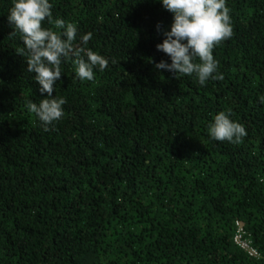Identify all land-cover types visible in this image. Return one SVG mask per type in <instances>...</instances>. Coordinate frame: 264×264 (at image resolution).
<instances>
[{
    "label": "trees",
    "instance_id": "trees-1",
    "mask_svg": "<svg viewBox=\"0 0 264 264\" xmlns=\"http://www.w3.org/2000/svg\"><path fill=\"white\" fill-rule=\"evenodd\" d=\"M50 3L74 46L91 33L85 47L109 63L81 82L62 62L64 114L45 131L26 104L47 93L0 0V264H264V0H226L224 79L203 86L155 69L171 62L156 25L173 19L158 0ZM219 112L244 125L239 144L210 139ZM237 222L257 258L235 243Z\"/></svg>",
    "mask_w": 264,
    "mask_h": 264
},
{
    "label": "clouds",
    "instance_id": "clouds-1",
    "mask_svg": "<svg viewBox=\"0 0 264 264\" xmlns=\"http://www.w3.org/2000/svg\"><path fill=\"white\" fill-rule=\"evenodd\" d=\"M158 2L172 14L173 19L170 30L160 23L156 25V31L164 37L156 48L166 54L171 62L153 61L155 69L176 77L194 75L201 86L209 80H223L213 49L232 36L230 9L226 6V0ZM45 20L49 25H54L55 30L43 27ZM8 21L14 27L11 36L17 31L21 34L24 47L19 54L27 57V71L35 74L34 80L40 86L41 95L47 93V98L39 103L29 101L26 108L38 117L45 131H48V126L64 114L65 99L53 98L54 86L62 75V62L72 58L75 67L73 79L83 82L92 81L95 78L94 69L103 71L109 61L85 47L92 37L91 33L81 35L80 46H74L77 27L59 17L54 19L50 0H12ZM259 103L264 105V94L260 95ZM208 135L215 141L239 144L247 131L244 125L231 119L230 113L219 112L208 126Z\"/></svg>",
    "mask_w": 264,
    "mask_h": 264
},
{
    "label": "built area",
    "instance_id": "built-area-1",
    "mask_svg": "<svg viewBox=\"0 0 264 264\" xmlns=\"http://www.w3.org/2000/svg\"><path fill=\"white\" fill-rule=\"evenodd\" d=\"M234 241L249 257L257 258L259 256L257 249L253 247L252 242L246 237V232L239 222H237V231Z\"/></svg>",
    "mask_w": 264,
    "mask_h": 264
}]
</instances>
